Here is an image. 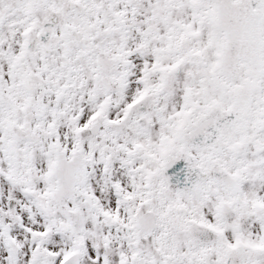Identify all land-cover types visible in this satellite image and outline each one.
Instances as JSON below:
<instances>
[{
    "label": "snow or ice",
    "instance_id": "obj_1",
    "mask_svg": "<svg viewBox=\"0 0 264 264\" xmlns=\"http://www.w3.org/2000/svg\"><path fill=\"white\" fill-rule=\"evenodd\" d=\"M0 264H264V0H0Z\"/></svg>",
    "mask_w": 264,
    "mask_h": 264
}]
</instances>
